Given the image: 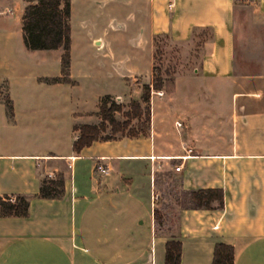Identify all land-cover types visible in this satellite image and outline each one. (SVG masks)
I'll use <instances>...</instances> for the list:
<instances>
[{"label":"crops","instance_id":"0c3cea01","mask_svg":"<svg viewBox=\"0 0 264 264\" xmlns=\"http://www.w3.org/2000/svg\"><path fill=\"white\" fill-rule=\"evenodd\" d=\"M30 1L0 0V197L30 201L27 218H0V264H163L170 238L182 244L181 264H211L216 243L234 248V264H264V0H71L70 73L77 81L93 79L103 58L122 89L125 81L151 85L156 37L186 46L203 30L210 37L192 76L175 77L173 94L153 95L159 114L152 96L147 137L95 142L80 155L74 127L84 125V113L70 105V84L43 81L61 77L63 53L59 65L53 54L62 49L30 51L24 42ZM76 37L98 48L83 49L85 72L75 66ZM179 79L200 87L205 100L179 99L172 116ZM204 102L218 105V134L216 144L201 147L192 122ZM99 165L109 173L97 172ZM61 173L63 197L41 198L43 179ZM159 174L180 197L171 206L175 222L166 214L160 232ZM206 189L223 191V209L181 203Z\"/></svg>","mask_w":264,"mask_h":264},{"label":"trees","instance_id":"16d2710c","mask_svg":"<svg viewBox=\"0 0 264 264\" xmlns=\"http://www.w3.org/2000/svg\"><path fill=\"white\" fill-rule=\"evenodd\" d=\"M24 42L30 51L63 50L61 77L47 78V84H71V0H31L24 11L23 18ZM209 33L203 30L198 37H194L192 44L197 51L209 39ZM163 39L171 41L168 36L155 38V63L151 85H145L139 101H132L130 110L124 114V122L118 121L117 115L122 113L123 106L114 98H103L99 104L98 125H76L74 133L76 139L73 144L74 153L80 155L83 150L95 142L116 141L121 138H139L149 135L151 123L152 92L165 91L167 94L174 92V75L170 68L163 70L158 61L163 57L159 44ZM160 57V59H159ZM172 73V75H171ZM7 116L14 118V106L9 97L4 98ZM138 121L141 127H133L131 122ZM64 173L54 178H44L40 196L43 199L57 200L65 193ZM10 198L0 197V218H27L29 216L30 201L27 197H17L13 203ZM182 204L196 210H221L223 209L224 194L221 189L198 190L184 195ZM155 220L162 231L165 221L158 210L155 211ZM182 244L176 238H170L166 243V259L163 264H181ZM211 264H234V248L225 243H216L213 249Z\"/></svg>","mask_w":264,"mask_h":264},{"label":"rangeland","instance_id":"374dc122","mask_svg":"<svg viewBox=\"0 0 264 264\" xmlns=\"http://www.w3.org/2000/svg\"><path fill=\"white\" fill-rule=\"evenodd\" d=\"M15 16V14H14ZM114 37H108V39L113 40ZM84 37H76L75 39V48H74V55H75V66H78L79 69L85 72L86 65H84V60L82 59L84 50H89L93 54H96L98 51V48L95 46H88L84 48ZM160 52L163 54V57L160 59L158 64L160 63L163 67V70H166L167 68L171 69V72L175 77H188L192 76L193 74V68L198 65V51L194 47V45H176L173 44V42L163 39L159 44ZM84 49V50H83ZM103 52V49H102ZM62 50L59 52H56L53 55H57L56 62L59 65V61L61 60ZM92 55V54H91ZM77 56V57H76ZM77 60V61H76ZM94 60V58H93ZM95 61V60H94ZM99 63H98V62ZM97 63H94V68L92 72L93 79L86 80H76L72 78L74 81L73 84L69 85L68 88V96L69 101H71L70 105L81 113H84V115L80 116L81 122L83 124H89V125H98L100 123V117L98 116L99 112V104L100 101L105 97H112L114 100L119 104L123 106L122 113L118 114L116 117L118 121L124 122L125 116L124 114L127 113L130 110V104L132 101L140 100L141 94H143L144 91V85H142L141 88L137 86V84L131 82H124L125 88L122 89V85L120 84L119 78L110 75V72H113L109 70V68H102V62L105 61L103 58L97 59ZM55 62V60H54ZM171 73V75H172ZM144 79V77H143ZM146 81V79H144ZM139 84H143V80L140 79L138 82ZM152 84V83H151ZM163 92L164 95L166 94L165 91H159ZM158 92L153 91L152 96L154 94L157 95ZM116 94H121L125 98L123 100L121 98L115 99ZM207 94V92H206ZM126 95V96H125ZM209 95V94H208ZM158 96V95H157ZM192 97L197 98L198 100H205V92L201 91L200 87L198 90L194 91V87L191 85H188V82L185 80H178L177 82V94L175 96V103H173L172 106V116L175 115V112L179 110L181 105H178L179 99H183L184 97ZM211 98L214 99L216 97H212V94H210ZM159 97V96H158ZM135 99V100H134ZM168 99V98H166ZM162 102V100H161ZM163 103V102H162ZM161 105L156 96H153V103H152V110L153 113H161ZM198 113H194V120L192 122L193 126V136L197 141L199 142L200 146H204L206 144L214 145L217 143V123H218V105H210L208 106L205 102L202 103L199 107H195ZM167 112V117L170 115ZM162 117V116H161ZM163 119V118H162ZM174 119V117H173ZM174 120L172 121V123ZM133 127H141L142 124L138 121L131 122ZM180 125V127L178 126ZM175 123V126L173 127V133H178L179 135L182 132L181 124ZM169 128V126H168ZM157 180L159 181V187L162 189V200H161V206L159 213L161 216L165 217L166 214H168L169 221L173 225L175 222V210H172L173 205V199L174 198H180L178 196V192L176 190V184L169 180L165 175L159 174L157 176Z\"/></svg>","mask_w":264,"mask_h":264},{"label":"built area","instance_id":"2783aa9c","mask_svg":"<svg viewBox=\"0 0 264 264\" xmlns=\"http://www.w3.org/2000/svg\"><path fill=\"white\" fill-rule=\"evenodd\" d=\"M172 7V5H170V8ZM157 95L159 96V97H163L164 96V93L163 92H158L157 93ZM178 125V124H177ZM179 127H180V125H178ZM189 154L191 153V150H188L187 151ZM181 170V167L179 166V167H176L175 168V171L176 172H179ZM109 171H110V169H109V167H105V166H101V165H99L98 167H97V172H99V173H101V174H103V175H107L108 173H109ZM48 178H54L53 176H50V177H48ZM158 199H159V197L157 196V195H155L154 197H153V202H154V204L155 203H157L158 202ZM11 202H15L16 201V199H14V198H10L9 199Z\"/></svg>","mask_w":264,"mask_h":264}]
</instances>
